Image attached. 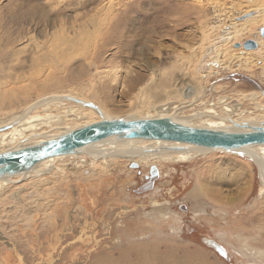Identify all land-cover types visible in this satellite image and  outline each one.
I'll return each instance as SVG.
<instances>
[{"label":"rangeland","instance_id":"374dc122","mask_svg":"<svg viewBox=\"0 0 264 264\" xmlns=\"http://www.w3.org/2000/svg\"><path fill=\"white\" fill-rule=\"evenodd\" d=\"M256 2L264 5L263 0ZM250 4L256 3L0 0V68L21 76L12 84L9 104L0 96V124L56 92L99 105L108 118H130L133 109L147 110L138 104L137 88L157 87L163 76L185 88L197 85L203 89L199 100L206 97L204 105L174 110V118L193 123L190 114H199L220 97L238 104L246 111L244 117L254 115L260 111L255 103L263 105L264 96L254 103L244 97L264 95V53L256 51L264 42V24L252 25L236 40L220 41L229 25L248 16L242 14ZM67 39H75L73 49H67ZM234 53L252 66L229 56ZM171 103L179 105L177 100ZM217 112L227 118L220 108ZM256 122L263 125L264 117ZM44 131L49 136L56 130ZM114 158L110 167L88 165L86 157L64 159L48 167L70 168L63 184L35 190L33 173L15 181L13 191H0V264L10 244L22 264H153L154 258L169 260L173 253L202 264H264V192L251 159L200 152L189 161L160 168L153 188L136 194L147 181L149 167L136 163L131 168L134 161ZM18 189L24 192L14 197ZM10 264L16 262L11 259Z\"/></svg>","mask_w":264,"mask_h":264},{"label":"bare ground","instance_id":"6f19581e","mask_svg":"<svg viewBox=\"0 0 264 264\" xmlns=\"http://www.w3.org/2000/svg\"><path fill=\"white\" fill-rule=\"evenodd\" d=\"M192 1L194 4H197V5L201 4V0H192ZM252 1L255 2L256 4H250V5L244 6V12L242 15H248V16L241 22H236L234 24L229 25V28L226 32V36L223 38H220V41L224 42L225 40H228V41L236 40L237 36L240 33L250 32L252 29L251 28L252 25H256L260 22L264 24V5L262 6L261 3L260 5H258V2H256L257 0H252ZM236 6L240 7L241 4L238 3ZM124 7L126 9L127 8L131 9L130 3H125ZM104 8H106V6ZM164 8L166 9V7ZM241 8H243V6H241ZM252 13L253 15L251 16ZM166 19L168 18L166 17ZM111 21L112 20H110L109 22ZM110 31H114V29H111ZM202 35L205 40L206 39L208 40L209 37L205 35V31H202ZM72 38H75V37H72ZM74 41L70 39L65 40L64 44L67 45L66 46L67 49L68 48L70 49L73 46H75ZM258 46L259 47L256 51L258 55H260L261 52L264 53L263 52L264 42L260 41ZM202 48L203 46H201V48L199 49H202ZM229 56L234 57L233 58L234 60L237 59V60L244 61V63L249 65L247 67H251L253 64V62H251L250 60L247 61V59L241 55L234 53L233 55L231 54ZM263 65L264 63H261V66L264 69ZM186 75L187 74L185 73V76ZM20 77L21 76L17 74L14 75V74L7 72L6 69L4 70L0 68V96H3L4 98L2 101L4 102L7 101L6 103L8 104L11 102L10 93L12 92V88H13L12 84L13 83L14 85L15 83L18 84V80L20 79ZM165 78L166 77L163 76L162 82H159L157 87H152L151 89L145 84L139 86L136 90L135 96L138 98V101L140 102L138 103L140 108L145 107L147 110L139 113L137 109H133L132 110L133 115L130 116V118H121V119L130 120V119H150V118H165L166 117V118H170L173 121L178 122L185 126H190V127L199 126L200 128L216 129V130H222V131H228V132L246 131L245 129H242L240 127L242 125L264 126V124L261 125L260 123L259 125L258 124L259 122H256L258 118L264 117V104L260 105L261 103L257 104L256 102L258 98L260 99L264 95L258 92L251 93L250 97H244L246 101H252V103L256 102L255 106L259 108L260 110V111H255V114L251 116L247 115L244 117V114L246 112L244 111V109L238 107V104H230L231 102L228 101L226 97H220L217 103H209L208 108H202L201 111L197 112L199 114H196V113L190 114L189 117L191 116L194 119L193 123L190 122V120L188 119H184L186 117L183 118L180 116L179 117L175 116L174 118L170 116L171 112H173L174 110H175L174 112H176L180 110L181 108L191 106L192 104H195V103L197 105L198 104L204 105L205 104L204 100L206 99V97L205 99H203V102L202 100H199V97L203 89L200 90V88L197 85H189L188 88L187 87L185 88L184 87L185 85L180 84V82H178L177 80L169 81V79L165 80ZM41 84L44 85L43 83ZM131 90L132 89H129L127 90V92H131ZM8 99H10V101ZM72 99L80 101V102L85 101L78 95L72 96L69 94H60L59 92H56V93H53V94L51 93L50 95L41 98L36 103H34L33 106L30 107L29 109L25 108L22 111L18 112L17 114L14 113V114L8 115V117L0 124V153L6 152V151H13V150L21 149V148L28 147V146L37 145L46 140H50L60 135H63L74 129L84 127L86 125H90L92 123L101 121L102 119L104 120L119 119V118L106 117V115H104L106 114L105 111L102 108H100L99 105L97 106L93 104L94 106H96V109H92L82 104L75 103L74 101H72ZM174 100L179 101V105L177 106H175L176 104L174 106L171 105L172 104L171 102H174ZM84 103L92 104L89 101H85ZM218 108H220L221 111L226 112L227 118L220 116V114L217 112ZM174 112L172 114H174ZM198 123L199 124L202 123V125H199ZM236 125H238V127H236ZM44 130L46 131L48 130L49 132L50 131L52 132L53 130H56V131L53 132L51 135L49 134L48 136V135H45L46 132ZM213 151H221V150H207V149L197 148V147H194L188 144L157 141V140H139V139L128 140V139L107 138L100 142H97V143H94V144H91V145H88L82 148L78 153L58 156V157H53V158L43 160L37 163L35 166H33L30 170H28L25 173L0 178V191L3 193L8 192V191H13V188L15 186L14 184L15 181L20 180V179H23L25 181L26 179L31 177L33 173L35 175L33 176V178L36 179L35 182H37L34 185V187H32L35 190H39V188L43 186H45L47 190H50L52 184H55V185L57 183L59 185L61 183L63 184L65 175H68L66 173H68L70 168H64V167H58V168L54 167L53 168L52 167L48 169V167H50L51 164L58 162V161H62L64 159H67V160L68 159H79V160L82 159L83 160V158L86 157V158H89L88 165L104 164L105 167L106 166L110 167L111 165L115 164V162L117 161V159L114 158L115 156L118 158L132 160L135 163H137L139 167H141L142 169H146L148 167L154 166L156 167L159 173L160 168L169 166L171 164L189 161L192 158H194L196 154L200 152L202 153V152H213ZM222 152H225V153H238L239 152L241 153V155L245 156L246 158L251 159L258 167V171L260 173V181H261L260 191L264 192V145L248 146V147H244L240 149L239 151H228V152L222 151ZM96 158L97 159L100 158L102 159V161L94 162V159ZM77 169L78 168H75V170ZM74 173L75 171H73V174ZM52 177L54 179H51ZM67 177L65 179H67ZM21 189L27 190L25 188H21ZM23 190L18 189L17 192H13V196L14 197L19 196L20 193L24 192ZM194 193H195V190L193 191L192 197H194ZM22 198L23 197H21V199ZM10 247L11 248L9 250H4L5 258L3 259L1 258L2 264H10L11 259H13L14 262H16V264H22L21 255L19 253L16 254L14 245L10 244ZM173 254L171 255L169 260H164L160 257H156L152 260L150 253L148 254L149 255L148 257L152 260L153 264H202L200 263L201 260L198 261V259L197 261L194 259H192L193 261H191L190 256H188L187 254L186 255L184 254L183 258L182 257L177 258L176 257L177 255L175 256ZM256 254L260 255L261 253L258 252L257 250ZM261 256L264 257V251ZM135 264H140V261Z\"/></svg>","mask_w":264,"mask_h":264},{"label":"water","instance_id":"95a60500","mask_svg":"<svg viewBox=\"0 0 264 264\" xmlns=\"http://www.w3.org/2000/svg\"><path fill=\"white\" fill-rule=\"evenodd\" d=\"M72 101L96 109L93 104L74 99ZM240 127L246 131L228 132L190 127L166 117L130 120L102 119L37 145L0 153V178L25 173L43 160L78 153L82 148L107 138L157 140L227 152L239 151L248 146L264 145V126L242 125ZM238 154L241 153L238 152ZM130 167L135 168L137 164L133 162ZM158 175L156 167H149L146 183L134 192L141 194L150 191ZM215 249L220 253L218 248Z\"/></svg>","mask_w":264,"mask_h":264}]
</instances>
